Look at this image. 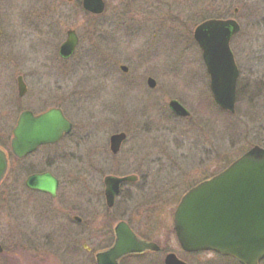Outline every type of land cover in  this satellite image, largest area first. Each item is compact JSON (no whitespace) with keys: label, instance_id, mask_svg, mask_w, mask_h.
<instances>
[{"label":"rangeland","instance_id":"1","mask_svg":"<svg viewBox=\"0 0 264 264\" xmlns=\"http://www.w3.org/2000/svg\"><path fill=\"white\" fill-rule=\"evenodd\" d=\"M104 2V12L90 16L79 0H0V127L13 125L23 109L38 112L57 106L77 123L75 129L89 132L80 140L73 133L57 147L54 175L60 185L54 218L52 199L39 196L49 214L41 226L44 248L52 247L54 231V252H46L42 264H94L93 255L83 253V247L96 248L104 240L98 237L99 230L86 232L85 218L107 217L98 192L111 162L104 152V157L95 152L102 158L90 159L87 144L107 143L112 127L144 143L135 159L121 162L122 171L145 175L144 183L134 187L125 217L139 234L152 231L151 239L180 259L185 254L172 230V209L196 171L215 166L220 170L254 144L264 148V0ZM216 13L234 17L240 26L230 42L238 68L233 114L206 101L209 78L192 39L194 27ZM68 29L75 30L79 42L74 53L62 59L58 47ZM120 65L128 67L127 74ZM17 75L27 86L23 97L17 92ZM147 77L156 81L153 91L146 85ZM172 99L189 111L187 118L171 113ZM101 107L106 108L103 114ZM107 122L108 127L103 124ZM101 125L107 128L97 129ZM35 155H54V147L41 148ZM13 175L0 187V230L3 235L10 228L17 240L12 226L19 228L22 205L30 200L23 189L25 175ZM166 198L171 210L164 211L165 221L146 219L149 203ZM74 216L81 221L75 223ZM99 224L104 227L102 220ZM3 239L7 244L4 235ZM197 256L187 258L196 260L193 264H236L216 253ZM121 264H160V255L129 257Z\"/></svg>","mask_w":264,"mask_h":264},{"label":"water","instance_id":"2","mask_svg":"<svg viewBox=\"0 0 264 264\" xmlns=\"http://www.w3.org/2000/svg\"><path fill=\"white\" fill-rule=\"evenodd\" d=\"M82 7L92 14H99L104 9V2L82 0ZM238 30V24L232 19H210L198 25L193 33L202 50L213 98L221 108L232 113L235 110L238 69L229 40ZM76 43L75 32L68 30L59 47V55L68 57ZM121 68L126 69L124 66ZM17 82L22 95L25 85L21 76L17 77ZM147 84L154 87V79L148 78ZM168 106L178 116L188 115L176 100H170ZM70 128V122L58 108H50L37 115L23 111L12 131L11 152L20 158L40 144L57 141ZM123 138L124 133L112 135L110 145L117 146ZM6 168V157L0 149V180ZM123 179L127 178H105L108 205ZM26 185L54 196L58 181L49 173H43L29 176ZM173 229L185 251L212 250L234 256L240 264H258L264 257V148L252 146L216 176L188 190L174 210ZM114 232L113 245L95 254L96 264H119V260L128 254L158 250L154 242L139 240L123 221L116 224ZM164 264L186 263L170 253L165 256Z\"/></svg>","mask_w":264,"mask_h":264},{"label":"flooded vegetation","instance_id":"3","mask_svg":"<svg viewBox=\"0 0 264 264\" xmlns=\"http://www.w3.org/2000/svg\"><path fill=\"white\" fill-rule=\"evenodd\" d=\"M235 12H236V9H234L233 13H235ZM89 15L90 16H96V15H92V14H89ZM225 15H219L218 13H216V15H210L208 17L203 18L198 24H201L203 21H207L210 19H221V20L233 19L236 21V19L234 17L227 16V15L225 16ZM237 24H238V22H237ZM238 26H239V24H238ZM239 29H240V26H239ZM0 35H1V33H0ZM232 37H231V39H232ZM192 39L194 40L193 36H192ZM78 42H79V38H78ZM230 42H231V40H230ZM194 44L200 50V46L198 45V42H196L194 40ZM105 50H106V47H105ZM105 50H104V55L106 56V54L108 52ZM121 66L122 65L119 66V69L123 70L121 68ZM125 67H126V69L123 70V73L127 74L128 67L127 66H125ZM147 78H146V80H147ZM22 80H23V77H22ZM23 82H24V80H23ZM131 83H135L134 87H136V86L141 87L140 83H138V82L131 81ZM131 85L133 86V84H131ZM146 85H147V83H146ZM208 87H209V84H208ZM149 89L153 91V88L149 87ZM26 90H27V86H26ZM73 92L75 93L74 90H73ZM24 95L19 96V97H23ZM207 97H208V99H206V101L207 102L209 101L214 107H216L215 103L213 101L210 89H209V94ZM50 108H60V107L51 106L45 110H41L38 112H34L31 109H23V110H30L34 114H39V113L45 112L46 110H48ZM23 110H21V111H23ZM103 110H106V108L101 107V113L102 114L104 113ZM62 112H63V110H62ZM66 118L71 123V129L68 132V134L63 136L57 142H54L52 144H43V145L39 146L33 152L23 156L22 158H16L15 156L12 155V153L10 151V142H11V138H12V130H13V127L16 123L17 117H16L13 125L8 124V125L0 127V147L4 150V153L6 155L7 162H8L7 171H6L3 179L0 181V187L5 183V180L7 179V177L9 176V174L11 172H12V178H14V175H13L14 172H20L21 174L25 175L24 182H23V189H24V191H26L28 193L27 198H28V200H30V201L24 202V204L22 205V211L23 212L21 213V216H20L19 228L16 224L12 226V228H15L17 230L19 238L17 240L13 239V237L11 235L12 234L11 229L8 228L7 230L3 231V235H4L5 239L8 240V243L4 244V242H3L4 239L2 240V237H3L2 233H1L2 230H0V246L2 248L0 251V264H42L43 258H46V256H48L45 253L51 252V251L54 252L51 249V248L54 249V231H53V233L50 234V235H52V238H51V246L52 247L51 248H44L43 247V242H42L43 234H42V227L41 226L43 225V223H42L43 216H45L47 218L49 216V214L43 210L42 198H39V196H43L45 198L47 197L49 199H52V207H51L52 214L51 215L54 218V206H53L54 205V198H56V196H57V192H58L59 185H60L58 178L54 175V162L56 161V159L58 157V154H57L58 148L57 147L66 137H68L69 135H72L73 133H74V136L78 137L77 138L78 140L84 139L85 135H89V132L85 131L86 129H79V128L75 129L74 126L77 123L73 122L68 117H66ZM103 124L107 125V127H108L111 123L107 122V123H103ZM94 125L97 126L98 124H94ZM107 127H103L101 125L97 129L103 130L104 128H107ZM112 129L113 130H110L108 132L109 135H108L107 143L100 142L99 140L93 141V142H96V144H93L92 141H91V144H89L88 142H90V141H88V140L85 142V143H88L87 144L88 152H89L88 157H90V159H92V158L94 159V157L99 158L100 156L104 157L103 156V152H104L107 156V158H105V160H107L109 163L111 162L110 166H107L108 168L111 167V169H108V170H110V172H107L103 175V178L101 180V187H100V190L98 192L99 198H101L100 201H101V206L103 207V210H104L103 212H105V215H107V217H104V219H101V218L97 219L96 218L99 222H97L96 219H93V218H85L86 232L90 234V232H92V231L99 230V236L98 237H100L101 239L104 240V243L101 246L96 247V248H92L89 245H84L83 253H91L93 255V257H92L93 262H94L95 254L97 252L106 250L113 245L114 240H115L114 229H115L116 224L121 222V221H123L127 224V226L132 230V232L135 234V236L139 240H144V241H148V242H155L154 240L151 239V237L153 235L152 231L150 234L149 229H146V230L144 229V230H141L142 234H139L137 232L136 227L133 224V221H131V220H129V218L125 217V216H128L127 212L129 214V211L131 208L130 204L132 203V200H133L132 194H133V191L135 189L134 187L139 182L144 183L143 177H145V175H142L137 170L122 171L120 169L121 168V162L123 160H125V161L131 160L132 161L133 159H135V152L137 153L139 151L138 149H140V147H142L144 143H141V142L139 143V140L137 138H134V139L130 138L127 131H123V130L115 128V127H112ZM120 132L124 133V138L118 142L117 146L112 147L110 145V137L113 134L120 133ZM96 134H98V131H95L94 135H96ZM153 146H154L153 144H149L148 147L151 148ZM45 147H54V155H50V156H44V155L37 156V155H35V153L39 149L45 148ZM144 147H145V145H144ZM95 152H97V154L99 153L100 156H95L94 155ZM213 155L214 154L212 153V156ZM102 157H100V158H102ZM212 159L214 160V162L217 163V159H215V156L212 157ZM136 160H137V156H136ZM196 172H197V174H195V176L193 178H191V179H193L191 181L192 182L191 185H189L187 187V189L179 196L177 201H175V205L172 209V217H171L172 226H173V211H174V208L176 207V205L178 204L180 198L182 197V195L184 193H186L189 189L196 186L197 184L213 178L214 176H216L220 172V170L218 169L217 166H215L214 168H211L210 170L203 169V170L196 171ZM43 173H49L51 176L55 177L58 180V185H57V189H56L54 196H50L47 193H43V192L28 188L26 186V180L29 176L39 175V174H43ZM106 177H114V178H125L126 177L127 178V179L121 180L118 183L117 192L113 195L110 205H108V203H107L106 190H107L108 186L106 185V183L104 181ZM3 188H6V187H3ZM149 204L150 205H148V207H146L147 209H145V210H147V213L145 214V215H147V217H145V218L151 219V220L154 219L158 224L163 223L165 221L164 211L165 210H168V211L171 210V206H169L170 205L169 198H166L165 200H163L161 202H156L154 204L149 203ZM111 215H116L118 217V219L114 222V219H113V217H111ZM53 218H52V221L54 222ZM136 219H137V217H136ZM101 220H102V224L104 225V227H101V224H99V223H101ZM73 221H76L75 223H77V222H80L81 219L77 216H74ZM135 221H137V220H135ZM96 226H97V228H96ZM147 233H149L151 236ZM173 233H174V231H173ZM174 235H175V233H174ZM156 244L158 245V250H156V251H144L141 253L130 254V255L124 256L119 261V264H121L124 259H127L129 257H145L147 254H153V255L158 254V255H160V264L161 263L163 264L164 257L166 256V254L170 253L171 251L165 250V245L160 246L158 243H156ZM201 253H203V252L202 251L184 252L185 257L183 259H180L178 256L177 257L180 260L184 261L186 264H193L194 263L193 261H196V260L189 259V258H187V256H189L190 258H197L198 257L197 255L201 254ZM209 253H212V252H209ZM232 259L236 262V264H239L235 258H232ZM94 264H95V262H94ZM260 264H264V258L260 261Z\"/></svg>","mask_w":264,"mask_h":264},{"label":"trees","instance_id":"4","mask_svg":"<svg viewBox=\"0 0 264 264\" xmlns=\"http://www.w3.org/2000/svg\"><path fill=\"white\" fill-rule=\"evenodd\" d=\"M237 97H238V93H237Z\"/></svg>","mask_w":264,"mask_h":264}]
</instances>
